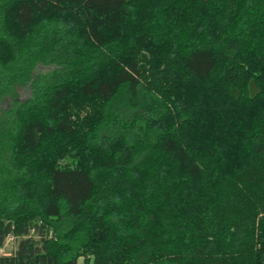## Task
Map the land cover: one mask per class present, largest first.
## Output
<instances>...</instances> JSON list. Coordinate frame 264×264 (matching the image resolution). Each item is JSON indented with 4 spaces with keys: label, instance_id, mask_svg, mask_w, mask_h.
Masks as SVG:
<instances>
[{
    "label": "trees",
    "instance_id": "obj_1",
    "mask_svg": "<svg viewBox=\"0 0 264 264\" xmlns=\"http://www.w3.org/2000/svg\"><path fill=\"white\" fill-rule=\"evenodd\" d=\"M8 236L0 264H264V0H0Z\"/></svg>",
    "mask_w": 264,
    "mask_h": 264
},
{
    "label": "rangeland",
    "instance_id": "obj_2",
    "mask_svg": "<svg viewBox=\"0 0 264 264\" xmlns=\"http://www.w3.org/2000/svg\"><path fill=\"white\" fill-rule=\"evenodd\" d=\"M19 94L20 97L23 98L27 96V91L25 90V88H21ZM17 243L18 239L14 238L13 236H8L3 242L2 247L0 248V254L3 255L13 253L17 247ZM78 264H82V258L78 260Z\"/></svg>",
    "mask_w": 264,
    "mask_h": 264
}]
</instances>
